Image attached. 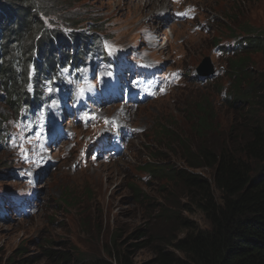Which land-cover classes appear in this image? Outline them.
<instances>
[{
    "label": "rangeland",
    "instance_id": "374dc122",
    "mask_svg": "<svg viewBox=\"0 0 264 264\" xmlns=\"http://www.w3.org/2000/svg\"><path fill=\"white\" fill-rule=\"evenodd\" d=\"M35 1L39 9H45L39 10V18L46 21L48 33L67 31L69 20L86 26L84 34L88 37L91 28L98 27L100 32L94 37L99 38L103 52L138 46L146 58L160 60L168 71L181 70L184 74L175 88L159 93L156 99H160L121 113L136 134L122 156L114 161L92 156L87 140L98 128L83 131L85 127L81 125L72 127L77 134L71 145L50 151L37 149L31 129L21 115L12 114L0 103V113L8 116L7 137L0 143V264H67L61 257L72 255L73 251L88 261L107 258V251L114 244L122 250L131 245L143 246L134 257L136 264H143L154 255L145 243L152 236L162 239L178 236L176 228L182 220L208 228L205 217L188 199L189 189L184 182L156 180L139 167L150 162L149 155L157 154L163 160L154 164L167 163L166 166L212 182L213 171L190 169L182 160L184 152L189 149L194 153L205 146L211 150L231 148L234 136L245 135L237 131L248 122L249 112L244 105L235 109L226 101L227 90L235 89L234 82L224 73L228 57L225 52L232 49L227 44L233 39L226 29L233 25L223 22L216 26L214 11H226L239 3L243 15L230 13L234 20L238 19L237 23L241 20L235 26L247 23L264 29V0H186L198 8L196 21L186 23L146 22L144 17L152 16L155 5L145 9V0ZM165 1L158 0L157 4L163 5L160 11H165L168 0ZM90 11L96 13V24H88ZM130 20L132 28L137 20L138 26H144L143 32H159L160 45L155 47L154 41L141 40L138 32L130 33L127 27ZM197 22L206 23L210 30L194 29ZM174 28L176 32L172 33ZM213 38H220L222 54L213 52ZM62 48L54 49L56 57L59 51L64 53ZM208 58H212L214 65L209 64ZM251 60L249 71L255 79L260 78L264 75V56L253 55ZM198 67L205 71L215 69L217 76L201 81L197 79ZM61 74L66 76V70ZM74 79L75 76H66L62 80L72 84ZM52 87L48 81L43 83L45 93ZM51 104L62 108L58 102ZM201 104L212 112L208 117L212 131L203 132L204 139L197 133ZM258 111V120L264 122V108ZM65 124L71 126L67 120ZM164 127L171 132L169 139L162 136ZM173 150H178L180 157ZM19 175L24 178L19 179ZM17 196L23 197L35 213L29 217L15 216L9 203ZM44 250L53 252L55 257H48Z\"/></svg>",
    "mask_w": 264,
    "mask_h": 264
},
{
    "label": "trees",
    "instance_id": "16d2710c",
    "mask_svg": "<svg viewBox=\"0 0 264 264\" xmlns=\"http://www.w3.org/2000/svg\"><path fill=\"white\" fill-rule=\"evenodd\" d=\"M240 6L238 3L226 9L227 12L214 11L217 15L214 21L216 26L223 22L232 24L233 27L226 30L231 38H239L227 70V77L234 82L235 89L230 91L226 101L235 109L244 105V110L249 111L248 122L237 131L247 138L245 135L234 136L235 143L231 148L211 150L205 146L197 148L194 153L189 149L184 152L182 160L190 169L213 171L212 182L166 166L167 163L154 164L163 160L157 154L149 155L150 162L141 164L139 169L156 180L184 182L189 189L191 204L209 223V227L203 229L190 220H182L176 228V232H180L178 236L167 239L152 236L145 243L154 255L143 264H264V122L256 116L259 115L258 109L264 108V75L255 79L249 71L252 56H264V29L247 23L236 27L241 20L237 23L238 19L234 20L230 13L243 15ZM41 8L35 0H0V92L4 97V100L0 97V103L7 105L14 114H19L22 107L27 112H32L31 108L35 107L26 92L30 84V68L35 69L36 75L31 76L35 82L37 78L43 80L49 71L55 70L56 47H63V59L59 61L68 62L65 56H71L68 53H71L69 47L73 44V63L80 59L79 52L92 49L88 46L91 36L79 33L83 32L81 22L69 20L66 22L70 27L68 31L46 32L48 26L39 18V10L45 12ZM211 43H220V38H213ZM31 100L37 98L33 96ZM198 112L197 133L204 139L203 132L212 131L208 120L212 112L206 104H201ZM166 128H161L164 131L162 136L169 139L171 132ZM234 129L232 126L231 132ZM173 152L180 157L178 150ZM142 247L131 245L122 250L114 244L107 251V258L88 261L73 251L72 255L63 256L61 260L67 264H136L135 254ZM44 252L50 258L55 257L53 252Z\"/></svg>",
    "mask_w": 264,
    "mask_h": 264
},
{
    "label": "bare ground",
    "instance_id": "6f19581e",
    "mask_svg": "<svg viewBox=\"0 0 264 264\" xmlns=\"http://www.w3.org/2000/svg\"><path fill=\"white\" fill-rule=\"evenodd\" d=\"M157 2H158V0H145V5H146V7H145V9H148L149 7L150 8H152V6H154V5H156L157 4ZM144 5V6H145ZM165 6V5H164ZM29 96V95H28ZM35 97V98H37V97H39V91H35L34 93H33V95H32V97Z\"/></svg>",
    "mask_w": 264,
    "mask_h": 264
},
{
    "label": "water",
    "instance_id": "95a60500",
    "mask_svg": "<svg viewBox=\"0 0 264 264\" xmlns=\"http://www.w3.org/2000/svg\"><path fill=\"white\" fill-rule=\"evenodd\" d=\"M198 71H199V74L204 75L206 77H209L211 75V73L208 74V71H205L203 67L200 68Z\"/></svg>",
    "mask_w": 264,
    "mask_h": 264
},
{
    "label": "clouds",
    "instance_id": "9594fccd",
    "mask_svg": "<svg viewBox=\"0 0 264 264\" xmlns=\"http://www.w3.org/2000/svg\"><path fill=\"white\" fill-rule=\"evenodd\" d=\"M231 91V90H230ZM230 91H229V93H230ZM11 205H9V207H10Z\"/></svg>",
    "mask_w": 264,
    "mask_h": 264
}]
</instances>
